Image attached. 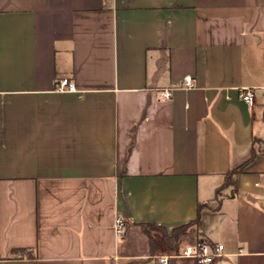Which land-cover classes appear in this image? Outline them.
<instances>
[{"label":"crops","instance_id":"obj_1","mask_svg":"<svg viewBox=\"0 0 264 264\" xmlns=\"http://www.w3.org/2000/svg\"><path fill=\"white\" fill-rule=\"evenodd\" d=\"M253 149L264 0H0V264H198L141 224L171 233L201 204L213 264H264V153L215 197Z\"/></svg>","mask_w":264,"mask_h":264},{"label":"trees","instance_id":"obj_2","mask_svg":"<svg viewBox=\"0 0 264 264\" xmlns=\"http://www.w3.org/2000/svg\"><path fill=\"white\" fill-rule=\"evenodd\" d=\"M263 153L264 149H258L257 151L253 149L252 156L247 162L225 173L224 182L216 189L215 197L218 199L222 192L229 187H232L234 190H236L238 176L245 172L247 166L254 160L255 156ZM205 207V205H199L198 214L195 220L174 228L171 233H169L164 227L154 223L141 224L143 232L149 238L152 251L154 252L157 248H159V246H162L165 247L169 252L175 253L184 245L196 244L201 237L199 231L201 225V212ZM206 242L210 243L208 241ZM19 252L26 254L29 257L35 256L33 254V250L29 249L14 250L13 253L17 254Z\"/></svg>","mask_w":264,"mask_h":264},{"label":"built area","instance_id":"obj_3","mask_svg":"<svg viewBox=\"0 0 264 264\" xmlns=\"http://www.w3.org/2000/svg\"><path fill=\"white\" fill-rule=\"evenodd\" d=\"M193 76H185L183 88H195ZM57 90L59 92H75V84L70 78H61L57 83ZM174 89L168 88L160 91V100L165 101L172 98ZM241 99L246 102L250 107L255 103V94L251 88H244L241 91ZM113 231L117 239H122L126 232V223L122 216L117 215L113 221ZM173 255L194 258L198 264H213L215 260L222 259L226 256L225 246L223 244L207 243L199 240L194 245H186L179 249ZM171 256L164 255L159 258V264H169Z\"/></svg>","mask_w":264,"mask_h":264},{"label":"water","instance_id":"obj_4","mask_svg":"<svg viewBox=\"0 0 264 264\" xmlns=\"http://www.w3.org/2000/svg\"><path fill=\"white\" fill-rule=\"evenodd\" d=\"M249 199H251L250 197H248Z\"/></svg>","mask_w":264,"mask_h":264},{"label":"rangeland","instance_id":"obj_5","mask_svg":"<svg viewBox=\"0 0 264 264\" xmlns=\"http://www.w3.org/2000/svg\"><path fill=\"white\" fill-rule=\"evenodd\" d=\"M262 146V145H261Z\"/></svg>","mask_w":264,"mask_h":264}]
</instances>
